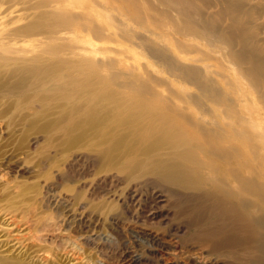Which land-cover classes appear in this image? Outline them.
Returning <instances> with one entry per match:
<instances>
[{
	"label": "bare ground",
	"instance_id": "6f19581e",
	"mask_svg": "<svg viewBox=\"0 0 264 264\" xmlns=\"http://www.w3.org/2000/svg\"><path fill=\"white\" fill-rule=\"evenodd\" d=\"M1 105L48 149L30 179L0 172V264H83L72 226L120 223L149 185L205 249L164 264H264V0H0ZM197 198L212 220L185 218Z\"/></svg>",
	"mask_w": 264,
	"mask_h": 264
},
{
	"label": "rangeland",
	"instance_id": "374dc122",
	"mask_svg": "<svg viewBox=\"0 0 264 264\" xmlns=\"http://www.w3.org/2000/svg\"><path fill=\"white\" fill-rule=\"evenodd\" d=\"M19 12H22V11H19V10L10 11V12H8L7 17L10 18L12 16L14 17L16 15H19L20 14ZM20 22H18V23H20ZM96 43L98 45L99 44L101 45V43H102V45H107V46L111 45L112 47L115 46V48H117V47L122 48V45H124L125 46L124 52H122L121 54H116L115 52H107V54L110 56L121 57V58L125 59L127 63L129 61L131 64H132V62L136 63V62H138L136 60L138 58H135L134 56H136V57H138L139 55L141 56V54L137 52L140 50L139 48H134L126 42H123V43L106 42V43H104V42L97 41ZM126 52H127V54H125ZM144 53H145V51H144ZM132 54H133V57H132ZM121 55H124V56H121ZM129 55L131 58L129 57ZM139 59L141 62H147V61L154 62L155 61V59H152L149 56L146 58V55H144V57L143 56L140 57ZM145 59H146V61H145ZM130 63H128V64H130ZM152 67L155 69L158 66H156V67L152 66ZM152 67H150V68L152 69ZM139 68H140V70H143L141 65ZM162 74H163V76L168 75L165 72H162L161 75ZM175 85H180V84H179V82L175 81ZM191 88L194 89L195 87L191 86ZM0 107H1L0 108V113H1V109H3L5 106L1 105ZM0 115H1L0 116V122H1L0 123V164H3V166L1 167L2 169L0 168V172L1 173L5 172V173H7V175L9 172V176L11 175L10 177L16 178V179L19 178L20 180L30 179L35 174V171H32L29 168V166H31V161L28 158H31V159L33 158L32 159V161H33L36 159V156L34 157V155H36L38 152H47L48 147H47V145H45L46 141L43 138L39 139L37 141V143H36V141H34L33 136H35L37 134V132H34V130L38 131L36 127H29L22 120H16L15 122L10 123L9 118H7L6 116L3 117L2 114H0ZM84 163L85 162L81 161V163H79L80 165L77 164L76 168H82ZM6 171H8V172H6ZM10 173H12V174H10ZM4 177H5V175H4ZM109 187H110V185H105L104 188L108 189ZM153 190L155 191L157 189L151 185H149L148 189L144 188L142 190V195L140 196L141 199L140 198L135 199V201H133L134 203L133 202L131 203V206H130L131 209L127 208L125 206H122L123 207L122 208L123 219L118 224L110 225V223H107V224L105 223L102 226V225H99L100 223L99 224L92 223L90 225L89 224L87 225V223H86L85 225L77 224V225L72 226L70 231L73 234V236H74V234H76L74 236V238H76V239L80 238L81 235H85V234L91 235L90 233H92L90 242H88V243L83 242L82 243L84 249L82 247L81 248L84 251L82 249L79 251L81 257H83V255H85L87 258L86 259L85 256L82 258L83 264H88V262H90V264H92V263L97 264L98 262H94V261H98L99 259L102 260V262H104L105 264H164V262L166 261V258L167 259L170 258L171 260H174L176 258L175 253H177V256L185 258L186 254H190V253L198 252V251H202V252L205 251V249L202 250V249L198 248L197 244L188 243V242L184 243L183 241L180 243V242L176 241L177 238H176L175 234H172V232H169V229L166 228L168 225L167 218L166 219L162 218V217H165L167 214L169 217L173 216V212L175 209L173 206V203L175 201L174 200L175 198H171L170 199L171 201L168 200L165 202H159L156 199ZM56 204L57 203H55V204L53 203L54 210H58V211L64 210L66 212V208L65 209L63 208V204H60V203H58L57 205ZM185 204L187 206V208H186L187 214L185 216L186 219L187 218H196V216L198 215V217L203 216L205 219L212 220L209 205L207 204L205 198H197V199H193V200H188V201H185ZM125 208H127V209H125ZM127 211L128 212L130 211V212L128 213ZM154 211H155V213H158V214H157L155 219H152V213ZM199 212L201 213V215L199 214ZM162 215H164V216H162ZM126 216H128V217H126ZM203 217H201V218H203ZM185 218H183V220H185ZM160 219H162V220H160ZM158 220H159V222H158ZM139 221H141V222H139ZM92 227H93V230H92ZM137 227H138V229H137ZM206 227L209 228V226H206ZM202 228H204V225H200V226L198 225L197 227H194L193 230H191L192 233H190V234L191 235L194 234V235L198 236L200 234ZM94 229H95V231H94ZM184 230L185 231L188 230L186 223H184V226H183V231ZM151 233L166 236L167 239L169 238L172 240L174 245L171 246L162 239L161 240L160 239L157 240L156 238L154 239V236ZM144 242H146V243H144ZM97 245H100V246H97ZM101 248H103V249H101ZM121 249H122V251H121ZM191 250L193 252H191ZM59 252H58L57 259H55V264H68V263L70 264L71 262H72V264H78V263H75V261H70V262L68 261L70 259L74 260V257H77L78 255H74V254L70 253V255H71L70 256L69 254L67 255V253L65 251H62V250H59ZM96 252H98V253H96ZM135 256H136V258L137 257L140 258V261L139 260L136 261L134 259ZM62 257H64V258H62ZM90 257H91V260L89 259ZM100 257H102V258H100ZM199 260L203 261L202 258H200ZM64 261H66V262H64ZM86 261H88V262L86 263ZM223 261L224 260L222 259L221 262H223Z\"/></svg>",
	"mask_w": 264,
	"mask_h": 264
}]
</instances>
